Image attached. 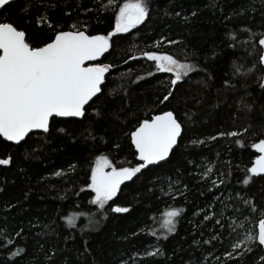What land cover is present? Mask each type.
I'll return each instance as SVG.
<instances>
[{"label":"trees","instance_id":"obj_1","mask_svg":"<svg viewBox=\"0 0 264 264\" xmlns=\"http://www.w3.org/2000/svg\"><path fill=\"white\" fill-rule=\"evenodd\" d=\"M116 2L122 3V0ZM70 4H73V0H60V6L52 12V19L65 27L77 19L75 12L68 17L63 14L69 11L67 6ZM83 4L94 9L92 14L81 13L79 16L81 21L87 22L90 34H107L111 31L114 26L111 9L107 12L95 11L100 7L99 0L95 3L94 0H83ZM211 4H215V7H211ZM241 5L248 7L249 16L254 17V20L244 17V22L257 34L264 31L261 0H255L254 3H250V0H150L151 17L146 23L111 38L110 48L100 62L109 65L104 91L111 109H127L141 118L154 114L150 110L156 107L163 110L175 109L185 124V130L180 147L175 149L168 163L142 170L139 179L134 178L121 186L118 197L114 198L115 202L132 205V211L129 214L110 215L107 220H101L98 225L100 230L84 237L89 240L90 253L83 256L78 254V251H83L80 227L88 224L89 213L98 212V206L89 203L94 193L85 188L90 174V162L101 153L109 155L118 167L135 166L139 162L130 141L123 136L117 139L119 124L93 117L89 109L88 118L83 121L56 118L50 135L33 133L26 138V142L19 145L0 137V157H12L11 165L0 166V188H3L0 191V232L11 236L15 245L25 248L26 254H21L22 258H13L16 264H46L45 253L52 247L58 251L64 249L59 251L53 264H63L65 258L68 264H120L121 260H128L134 252H143L145 248L151 250L154 244L162 247L165 255L143 259L136 257L135 264H184L185 261L199 264L201 260L203 264H233L224 256V252L232 250L230 244L237 238V234L242 235L246 229L258 231L256 225L260 215L259 212L250 216L246 211L244 215L234 212L233 209L246 208L237 194L245 198L253 197L257 205L264 208V176L254 178L247 186L242 183L244 169L250 167L258 155L257 150L250 145L256 139L252 136V130L259 132L264 124L261 111L264 92L253 82L255 75L247 81L243 77L232 78L231 65L234 61L248 68L258 59L257 55L249 56L251 48L245 50L239 46L240 41L248 39V34L240 31V21L236 18L231 21L224 19ZM24 6L25 0L12 2L1 10L0 19L7 18L18 24H23L26 19H34L35 9L32 10V16H26L21 12ZM37 6L42 10V5L37 3ZM251 8L257 11L252 12ZM193 10L197 11L195 17L190 16ZM167 12H181V17L166 15ZM184 16H189L186 22L183 20ZM230 30L237 32L235 50L227 47L233 42L226 35ZM31 31L34 41L45 35L34 23ZM168 40L176 43L169 44ZM213 48L218 56L215 59H206L205 54H210ZM146 51L166 52L182 62H186L187 57L199 65L194 73H189L185 80L179 82L175 97L166 105H154L153 101L161 95L164 85L174 75L157 72L155 62L142 55ZM193 52L198 54L193 56ZM261 67L263 66L257 64L254 72L258 74ZM201 69H207L210 76ZM149 72L153 75H147ZM230 78L237 85L238 91L223 87V81ZM203 81H207V84ZM245 82L248 83V91L251 93L248 100L250 103L254 102L253 110L247 115L237 108L239 97L244 94L240 85ZM93 122L94 131L89 127ZM249 123L252 124V130L238 137L244 141V147L236 145V138L229 136L218 137L214 141L207 140V137L215 136L221 131H239ZM56 128H67L76 139L58 134ZM90 131L103 139L100 142L92 140L89 137ZM193 139L205 142L193 144L190 142ZM104 141H115L120 144V148L115 149L111 142L105 146ZM72 163L77 165L75 172L67 171L68 165ZM209 167L212 171L202 178V173ZM59 168L65 169L67 174L63 177L51 175ZM221 173L231 174L221 176ZM169 178L171 181L179 180L180 183L174 185V189L178 188L184 193L178 196L173 191L174 200L162 196L160 192L161 187L168 191ZM220 179H224L225 183L219 185L218 189L213 187L212 181L218 182ZM185 184L188 186L186 192ZM150 188L153 189L152 192L148 191ZM214 197H219V200ZM220 200L233 204V208L224 212V224L225 229L232 224L236 232L229 238L228 231H224L221 240L213 241L212 244H193L194 239L203 241L222 231L215 220L201 224L204 214L223 209L224 205ZM209 204L213 205L212 209L208 208ZM8 205L12 207H7ZM169 205L183 207L185 210L177 224L179 235L171 234L162 243L145 233L136 237L130 236L128 240L120 238L135 231L142 222L148 223L157 234L165 231L161 227L163 217L159 213ZM200 209H204V213H199ZM73 212L83 213L77 217L75 231L62 219ZM153 214L157 217L155 223L149 220ZM95 218L100 219L99 215ZM241 224L245 227H239ZM44 225L48 227L44 228ZM21 228L23 235L16 237L15 232ZM85 231L89 229L85 228ZM70 233L75 239L68 241L66 245L65 237ZM9 247L15 251L14 246ZM259 252L260 249L257 248L243 261H239V264H252L254 258L258 259ZM172 253L175 255H171ZM0 264H9L8 253L2 248ZM129 264H132L131 260Z\"/></svg>","mask_w":264,"mask_h":264},{"label":"snow or ice","instance_id":"obj_2","mask_svg":"<svg viewBox=\"0 0 264 264\" xmlns=\"http://www.w3.org/2000/svg\"><path fill=\"white\" fill-rule=\"evenodd\" d=\"M13 0H0V9L10 6ZM96 0H94V3ZM255 0H250L254 3ZM37 3L43 6L42 10L37 6ZM100 7L95 11L107 12L112 10L114 16V26L107 34L89 33L87 22L79 19L81 13L92 14L94 9L86 7L83 0H73V4L68 5L69 11L63 14L68 17L75 12L77 19L70 25L62 26L52 19V12L60 6V0H25V6L21 8V12L26 16H32V10L35 9L36 15L34 19H26L23 24H18L7 18L0 19V137L6 141L14 142L19 145L21 142H26V138L33 133H42L50 135L55 127L54 121L56 118H71L74 120L83 121L88 118L89 109L93 117L110 120L119 124V136L126 137L130 141V146L135 149V155L139 162L135 166H116L109 155L101 153L96 155L89 164V176L86 189H90L94 195L89 203L98 206L96 214H88V224L80 227L81 238L83 240V251H78L80 256L90 253L88 247L89 240L84 239L100 229L98 225L101 220H107L110 215L129 214L132 211V205H121L115 202L114 198L118 197L121 191V186L125 182H131L134 178L139 179L142 175V170H147L149 167H160L162 163H168L175 149L180 147V140L185 130V124L181 116L175 109L163 110L156 107L150 111L154 114L146 115L141 118L135 112H128L127 109L114 110L111 109L108 99L105 95L104 87L106 74L109 73V65L101 63H93L99 57L107 52L110 47L111 38L118 33H128L130 29H135L138 25L146 23L151 17L150 0H122V3H117L116 0H99ZM215 7V4H211ZM261 8L264 9V0H261ZM252 12L257 11L251 8ZM166 15H175L181 17V12H167ZM197 11L193 10L190 13L191 17H195ZM254 20L253 16H249V8L241 5L240 8L234 9L224 19L231 21L236 18L241 23L240 31L248 34V39L240 41L239 46L245 50L251 48L249 56L257 55V61H254L251 67L245 68L243 64L236 63L231 65L232 78L243 77L245 81L255 75L253 81L264 92V67L258 70V74L254 72L257 64L264 66V31L259 34L252 31V28L244 22L243 18ZM189 16H184L186 22ZM33 23L41 32L45 33L42 39L34 41L31 31ZM264 27V26H262ZM226 35L230 36L232 43L227 47L231 49L237 48V32L230 30ZM163 39V37L161 38ZM255 41V43H253ZM167 43L173 44L176 41L168 40ZM258 45V46H257ZM193 52L191 55H197ZM142 55L150 61L155 62V70L163 73H173L174 78H171L163 87L160 96L153 101L154 105H166L178 90L179 82L185 80L189 73L199 67L197 62L188 60L182 62L172 54L159 51H146ZM218 53L213 48L210 54H205L206 59H215ZM131 58V57H130ZM206 75L210 76L207 69H201ZM147 75L152 76L149 72ZM225 79L223 87L238 91L237 85L233 83V79ZM141 79V77H137ZM206 85L207 81H203ZM248 83L240 85L244 90V94L239 97L237 108L245 115L251 113L254 102H249L248 97L251 93L248 91ZM125 96L128 93L125 89ZM95 105V107L93 106ZM262 115H264V105H261ZM187 116V114H185ZM134 122V124H133ZM129 125L132 127L129 128ZM94 131V122L89 125ZM125 129H128L125 131ZM252 130V124L249 123L239 131H229L227 133L221 131L215 136L207 137V140L214 141L218 137H234V143L244 147V141L238 137L247 134ZM58 134L69 136L75 140L76 137L69 133L67 128H56ZM252 136L255 142L251 143V148L258 151L250 167L244 169L245 176L242 183L247 186L251 184L256 177L264 176V124L261 125L259 132L252 130ZM89 137L97 142H100L103 137L93 135L89 132ZM112 143L115 149L120 148V144L115 141H104L105 146ZM193 144H203L204 140L193 139L190 141ZM12 164V157H0V166H8ZM77 165L75 163L68 165L70 172H75ZM212 171V168H207L202 173V178L207 177ZM66 170L59 168L51 173L56 177L65 176ZM231 173H221V176L230 175ZM44 179V177H41ZM180 181H171L169 178L168 191L163 187L160 188L162 196H167L175 199V195L182 196L184 193L178 188L174 189V185ZM225 183L224 179L218 182L213 180L212 186L219 188V185ZM188 190V186L184 185V191ZM3 191V188H0ZM84 191V189H81ZM152 192L153 189H148ZM79 195V194H77ZM203 195V193H201ZM27 196V193H25ZM238 199L246 206L245 209H233L234 212H240L244 215L246 211L250 216L259 212L258 223L256 227L258 231L246 229L242 235L237 234V238L230 244L231 251H225L226 256L233 264H239L249 253H253L257 248L260 252L257 253L258 259L254 258L252 264H264V208H261L255 202L253 197H241L237 194ZM159 199V198H157ZM219 200V197H214ZM231 200V197L228 198ZM224 205L219 212L209 211L203 215L204 221L215 220L216 225L222 231L217 232L209 239L199 241L194 239L193 244L197 246L201 244H212L213 241L221 240L224 236V231H228V237L236 232V228L232 224L225 229L224 212L233 208L232 203H227L220 200ZM7 207H12L8 205ZM209 209L213 208L212 204L208 205ZM185 210L183 207L166 206L159 213L163 217L161 227L165 231L157 232L152 229L148 223L142 222L135 231L128 235L120 237L123 240H128L129 237H136L142 233L155 237L158 241H167L171 234L179 235L177 224L181 218V214ZM199 213H204V209H200ZM83 213L73 212L71 215L62 217L66 221L67 226L75 231L77 227V217ZM99 215L100 219L95 216ZM220 218L217 219L216 217ZM247 216H245V220ZM153 223L157 222L155 214L149 217ZM48 225H44L47 228ZM194 227H198L194 225ZM239 227L244 228L243 224ZM85 228L89 231H85ZM43 233H37L42 235ZM16 237L23 235V229L16 231ZM203 235V233H201ZM0 248L8 253L9 264H16V258H22L21 254H26L24 247L15 245L11 236L0 232ZM162 238V240H161ZM75 237L70 233L65 237V244L68 241H74ZM15 247V251L9 247ZM43 250V245L40 246ZM59 251H64L61 249ZM59 251L52 247L45 253L46 264H53L54 259L59 255ZM165 255V250L162 247L154 244L151 250L145 248L143 252L132 253L128 260H121L120 264H135V258L141 257H158ZM171 255H175L172 253ZM211 255V253H208ZM219 259V258H217ZM63 264H68L67 258ZM184 264H189L185 261ZM199 264H203L201 260Z\"/></svg>","mask_w":264,"mask_h":264},{"label":"water","instance_id":"obj_3","mask_svg":"<svg viewBox=\"0 0 264 264\" xmlns=\"http://www.w3.org/2000/svg\"><path fill=\"white\" fill-rule=\"evenodd\" d=\"M14 1H16V0H13V2H14ZM1 10H2V9H0V12H1ZM109 48H110V47H109ZM108 50H109V49H108ZM108 50H107V52H108ZM107 52H106V53H107ZM106 53H105V54H106ZM105 54H103L101 57H99L96 61H93V63H96V62L100 63V62L102 61V59H103V57H104ZM263 67H264V66H263ZM107 74H108V73H107ZM107 74H106V76H107ZM2 138H3V137H2ZM3 139H4V138H3ZM8 142H9V141H8ZM11 143H14V142H11ZM14 144H16V143H14ZM257 152H258V151H257ZM258 154H259V153H258Z\"/></svg>","mask_w":264,"mask_h":264},{"label":"rangeland","instance_id":"obj_4","mask_svg":"<svg viewBox=\"0 0 264 264\" xmlns=\"http://www.w3.org/2000/svg\"><path fill=\"white\" fill-rule=\"evenodd\" d=\"M174 75V74H173ZM258 229V228H257Z\"/></svg>","mask_w":264,"mask_h":264}]
</instances>
